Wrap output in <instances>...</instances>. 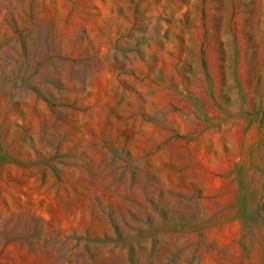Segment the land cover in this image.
<instances>
[{
  "label": "rangeland",
  "instance_id": "1",
  "mask_svg": "<svg viewBox=\"0 0 264 264\" xmlns=\"http://www.w3.org/2000/svg\"><path fill=\"white\" fill-rule=\"evenodd\" d=\"M0 264H264V0H0Z\"/></svg>",
  "mask_w": 264,
  "mask_h": 264
}]
</instances>
